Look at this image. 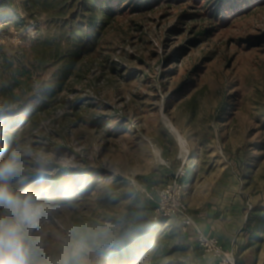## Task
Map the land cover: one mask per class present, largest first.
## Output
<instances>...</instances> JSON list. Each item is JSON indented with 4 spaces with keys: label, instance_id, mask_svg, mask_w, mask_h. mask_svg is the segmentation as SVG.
Wrapping results in <instances>:
<instances>
[{
    "label": "rangeland",
    "instance_id": "rangeland-1",
    "mask_svg": "<svg viewBox=\"0 0 264 264\" xmlns=\"http://www.w3.org/2000/svg\"><path fill=\"white\" fill-rule=\"evenodd\" d=\"M16 4L0 22V161L17 152L9 185L46 209L35 264L81 238L87 264H194L197 207L264 212V0H102L109 24L63 80L86 17Z\"/></svg>",
    "mask_w": 264,
    "mask_h": 264
},
{
    "label": "clouds",
    "instance_id": "clouds-1",
    "mask_svg": "<svg viewBox=\"0 0 264 264\" xmlns=\"http://www.w3.org/2000/svg\"><path fill=\"white\" fill-rule=\"evenodd\" d=\"M37 171L43 172L47 157L34 154ZM20 162L16 151L0 161V264H35L32 243L28 234L34 230L46 211L32 190L15 191L8 183L20 174ZM90 251L87 240L73 241L60 258L49 264H87L85 254Z\"/></svg>",
    "mask_w": 264,
    "mask_h": 264
},
{
    "label": "crops",
    "instance_id": "crops-1",
    "mask_svg": "<svg viewBox=\"0 0 264 264\" xmlns=\"http://www.w3.org/2000/svg\"><path fill=\"white\" fill-rule=\"evenodd\" d=\"M242 202L237 205L230 199L221 204L210 202L203 207H197L194 222L185 230L188 244L196 249L194 264H217L213 259L204 256L197 243L198 232L219 238L225 249L236 254L237 264H264V236L254 245L249 241L244 233L249 211H245L247 207Z\"/></svg>",
    "mask_w": 264,
    "mask_h": 264
},
{
    "label": "trees",
    "instance_id": "trees-1",
    "mask_svg": "<svg viewBox=\"0 0 264 264\" xmlns=\"http://www.w3.org/2000/svg\"><path fill=\"white\" fill-rule=\"evenodd\" d=\"M20 1V0H19ZM29 4V0H22ZM71 5L76 6V10L80 16L86 17V22L81 23L84 28L78 24L72 27L74 38L72 40L73 48L70 50V61L68 65L62 69L60 78H66L77 64L91 49L95 47L99 34L103 33L109 24L111 14L115 11L109 5L101 4L102 0H69ZM17 0H0V22L8 23L11 9L17 5ZM125 0H119V3ZM18 20V19H16ZM85 21V20H84ZM10 104L13 101L9 102ZM2 115V114H0ZM7 115L0 116V127L2 123L7 121ZM63 180V175L58 174L54 177V183L59 184ZM188 183V180H186ZM244 233L247 235L249 241H260V235L264 233V212L253 207L248 212L247 222L244 228Z\"/></svg>",
    "mask_w": 264,
    "mask_h": 264
},
{
    "label": "built area",
    "instance_id": "built-area-1",
    "mask_svg": "<svg viewBox=\"0 0 264 264\" xmlns=\"http://www.w3.org/2000/svg\"><path fill=\"white\" fill-rule=\"evenodd\" d=\"M192 218L184 221L185 228L191 226ZM197 243L204 256L213 259L217 264H237V256L233 251L224 248L219 238L203 232L197 233Z\"/></svg>",
    "mask_w": 264,
    "mask_h": 264
}]
</instances>
